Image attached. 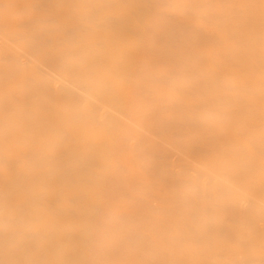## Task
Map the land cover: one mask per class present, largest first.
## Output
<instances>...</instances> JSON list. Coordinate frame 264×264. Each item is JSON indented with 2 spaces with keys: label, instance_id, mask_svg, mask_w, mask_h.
Segmentation results:
<instances>
[{
  "label": "bare ground",
  "instance_id": "1",
  "mask_svg": "<svg viewBox=\"0 0 264 264\" xmlns=\"http://www.w3.org/2000/svg\"><path fill=\"white\" fill-rule=\"evenodd\" d=\"M0 264H264V0H0Z\"/></svg>",
  "mask_w": 264,
  "mask_h": 264
}]
</instances>
